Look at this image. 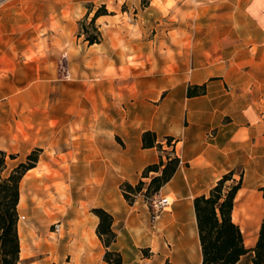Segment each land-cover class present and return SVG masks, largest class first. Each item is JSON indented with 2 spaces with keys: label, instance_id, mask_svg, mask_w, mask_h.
I'll use <instances>...</instances> for the list:
<instances>
[{
  "label": "crops",
  "instance_id": "crops-1",
  "mask_svg": "<svg viewBox=\"0 0 264 264\" xmlns=\"http://www.w3.org/2000/svg\"><path fill=\"white\" fill-rule=\"evenodd\" d=\"M38 1L0 3L4 6L0 11V150L30 153L36 147L42 149L36 165L20 182L17 264H107L103 260L104 246L96 234L99 219L91 211L94 207H103L112 214L116 233L112 248L124 261L201 264L193 200L207 195L230 171L234 179L237 174L238 179L241 177L232 220L239 225L244 244L246 239L252 240L245 246L253 247L264 215L260 190L264 185V17H258L254 8H260L259 15H263L264 0L199 2L195 18L203 20L206 30L190 35L186 48L180 35L169 32L170 44L158 48L161 53L157 52L155 63L144 58L149 53L142 31L139 35L134 32L136 36L121 32L118 38L136 49L143 63L128 66L131 76L118 85L127 89L119 97L112 96V104L123 112L112 111L109 145L102 143L99 117L89 125L80 122L82 129L72 136L69 124L64 122L69 116L67 111L61 118L46 113V125L39 123L37 113L31 111L38 104L66 105L82 98L78 88L76 98L69 100L64 92L68 83L61 82L62 91L53 99L49 70H38L36 58H22L27 48L18 46L22 42L21 34L20 40L17 38L21 21L27 18L33 22ZM256 1L261 5L254 4ZM149 7L143 6L142 13ZM109 16L96 19L104 40L95 44L106 41L112 55L117 37L112 35ZM144 20L140 15L137 24ZM181 55L190 57L183 69ZM202 84L204 94L187 96L189 86ZM53 120L58 124L50 128ZM144 130L155 131L163 144L165 136L174 137V153L180 159L172 177L157 193L169 196L172 203L155 219L143 195H137L130 204L120 188L126 181L133 185L139 180L149 182L154 174L142 176L147 165L158 162L160 153L156 147L142 146ZM70 137L75 139L71 138L69 146ZM50 151L60 157L48 156ZM44 162L50 167L57 162L62 167L84 169L83 176L75 177L73 183L61 177L65 187L61 188L64 198L57 200L63 206L60 213H53L52 186L48 189L50 195L45 189L39 202L28 197V185L37 181L36 174ZM53 222H59V230L49 232L52 239L36 234L44 232L43 224Z\"/></svg>",
  "mask_w": 264,
  "mask_h": 264
},
{
  "label": "rangeland",
  "instance_id": "rangeland-1",
  "mask_svg": "<svg viewBox=\"0 0 264 264\" xmlns=\"http://www.w3.org/2000/svg\"><path fill=\"white\" fill-rule=\"evenodd\" d=\"M201 1L212 0H63L62 2L61 0H39L40 4L37 3L38 7L33 12L35 16L32 18L33 22H28L27 18H22L21 21V32L17 38L20 40L21 34L22 42L18 46L27 48L22 58L27 60L36 58L39 62L38 70H49L54 89L53 99L57 98L62 91L61 82L68 83L69 87L64 88V92L69 95V100H72V97L76 98L78 88L81 90L78 94L82 98H79V102L66 105L56 102L36 105L31 111L37 113L38 122L46 125L44 121L46 113L53 118H61L62 113L64 115L67 111L69 116L64 122L69 124L68 128L73 136L75 131L82 129L80 122L89 125L99 117L102 123V143L109 145L112 142V111L123 112L120 107L118 109V106L112 104V96L119 97L123 90L127 89V86L123 89L118 85H121L120 81L127 80L131 76L128 66L143 63L140 62L142 57L138 55L139 52L125 43L124 39L118 38V35L121 32H127L128 35L136 36L134 32H138L139 35L142 31L148 42L147 52L149 53V56L144 58H149L155 63L157 52L161 53L159 49L170 44L167 38L169 32L172 35L173 33L180 35L182 46L186 48L190 45L188 39L190 35L206 30L203 20L199 21L195 18L194 13L195 6ZM102 4L106 6L107 11L111 12V16L107 19H112V35L114 38L117 37L112 55H110L111 46H108L106 41H103L102 45L91 46L85 40V35L80 34V22L84 21L87 25ZM147 4L151 7L142 13L143 6ZM254 4L261 5V2L256 1ZM174 6L176 7L173 8ZM3 8L4 6H0V11ZM255 11L258 17H264V11L263 15L262 13L261 16L259 15L260 8L255 7ZM140 15H143L145 20L144 23L137 24ZM96 24L101 26L97 22ZM247 26L250 25L246 24ZM154 48L157 50H153ZM180 59L182 69L189 65V56L181 55ZM41 66L43 68H40ZM77 117L83 120L75 121ZM57 124V120L50 121L49 127L55 128ZM71 138L75 139L69 138V146L72 142ZM11 154L16 157L11 158ZM27 154L5 152V155H0V159L4 160V165L0 167V177H6L16 164L25 162ZM56 154L50 151L48 156L59 158L60 155ZM53 163H55L53 167H50L49 163H42L40 173L36 174L37 181L28 185L30 186L28 197L30 200L38 199L39 202L45 189H47V196L50 195L48 189L52 186L53 213H60L63 206L58 204L57 200L64 198L61 188L65 187V181H61V177H67V183H73L75 177L83 176L84 169L70 168L66 165L62 167L57 162ZM235 180H238V174ZM232 183L228 182L229 185ZM24 220L26 218L21 219V221ZM58 223L43 224L44 232L37 231L36 234L42 238L52 239L49 232L54 231V224Z\"/></svg>",
  "mask_w": 264,
  "mask_h": 264
},
{
  "label": "trees",
  "instance_id": "trees-1",
  "mask_svg": "<svg viewBox=\"0 0 264 264\" xmlns=\"http://www.w3.org/2000/svg\"><path fill=\"white\" fill-rule=\"evenodd\" d=\"M107 14L111 12L102 4L87 25L84 21L80 22V34L85 35V40L90 45L102 41L103 36L96 19ZM205 90L204 84L192 85L187 89V96L204 94ZM141 142L144 148L156 147L160 152L159 159L158 162L147 165L142 171L143 177H148L150 172L154 173L149 182L139 180L133 185L126 181L120 185L125 200L130 204L139 194L146 200L157 194L180 163V159L174 153V137L169 135L164 137V144L167 147L164 148L155 131L144 130ZM41 152V148H34L26 155L25 162H19L6 177H0V264H17L19 261L20 241L17 223L20 182L26 172L36 165ZM0 155H5V152L0 150ZM15 157L11 154V158ZM2 165L4 160L0 159V167ZM233 174V171L224 174L207 195L196 196L193 200L202 252L201 264H264V215L255 245L246 247L240 227L231 216L234 197L241 185V177L235 180ZM229 181L233 183L229 185L227 183ZM260 190L264 198V185ZM91 211L99 219L96 234L105 249L103 260L107 264H133L124 261L121 253L112 248L116 240V233L112 229V214L103 207H94ZM161 264L172 263L166 260Z\"/></svg>",
  "mask_w": 264,
  "mask_h": 264
},
{
  "label": "built area",
  "instance_id": "built-area-1",
  "mask_svg": "<svg viewBox=\"0 0 264 264\" xmlns=\"http://www.w3.org/2000/svg\"><path fill=\"white\" fill-rule=\"evenodd\" d=\"M3 0H0V3ZM147 203L150 207V210L153 211V216L152 218L155 219L158 212H160L161 210L167 208L168 206L171 205L172 200L169 196H160V195H156L153 196L149 199H147ZM20 218V216H19ZM59 230V223L58 224H54V231H58Z\"/></svg>",
  "mask_w": 264,
  "mask_h": 264
},
{
  "label": "bare ground",
  "instance_id": "bare-ground-1",
  "mask_svg": "<svg viewBox=\"0 0 264 264\" xmlns=\"http://www.w3.org/2000/svg\"><path fill=\"white\" fill-rule=\"evenodd\" d=\"M22 199H23V197H22ZM252 243V240H250V239H246V241H245V244L246 245H250ZM21 248L22 249H24V243L22 242V244H21Z\"/></svg>",
  "mask_w": 264,
  "mask_h": 264
}]
</instances>
